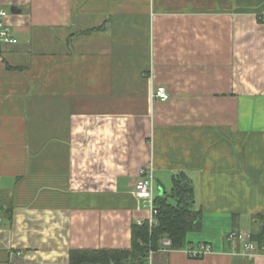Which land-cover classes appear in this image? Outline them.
<instances>
[{"label": "crops", "instance_id": "0c3cea01", "mask_svg": "<svg viewBox=\"0 0 264 264\" xmlns=\"http://www.w3.org/2000/svg\"><path fill=\"white\" fill-rule=\"evenodd\" d=\"M0 10L17 39L0 49V264L129 249L149 217L133 194L149 166L155 195L187 177L201 225L184 248L212 251L156 250L141 264H264L241 240L264 245V0ZM157 87L168 101L150 99Z\"/></svg>", "mask_w": 264, "mask_h": 264}, {"label": "trees", "instance_id": "16d2710c", "mask_svg": "<svg viewBox=\"0 0 264 264\" xmlns=\"http://www.w3.org/2000/svg\"><path fill=\"white\" fill-rule=\"evenodd\" d=\"M193 202L194 192L189 180L178 174L172 179L171 193L156 195L157 225L151 229L146 223L131 226L129 249L74 250L69 253L68 264H141L150 251L159 249L163 238L170 240L171 250H182L186 234L200 230L201 211L192 208Z\"/></svg>", "mask_w": 264, "mask_h": 264}, {"label": "built area", "instance_id": "2783aa9c", "mask_svg": "<svg viewBox=\"0 0 264 264\" xmlns=\"http://www.w3.org/2000/svg\"><path fill=\"white\" fill-rule=\"evenodd\" d=\"M7 12L0 10V49L2 46L13 45L17 43V39L13 36L12 31L6 24ZM2 57L0 54V62ZM150 99L152 101H161L166 102L169 100V95L162 87H157L151 90ZM154 176L151 166L141 169L139 171V178L134 184L133 194L135 198L141 203L142 207L147 209L149 212V217L146 221L138 220L136 224L142 226L147 224L151 229L157 225V208L155 205V186H154ZM3 222V217L0 215V226ZM229 239L237 238V234L234 232L229 233ZM243 241V251L244 254L249 258H254L256 253H261L264 255V245H256L244 237L241 239ZM158 250L166 251L171 250V242L167 238H163L160 241V246ZM188 257L191 259H199L209 253H211V248L209 245L200 244L197 247H186L183 250ZM152 251L149 252L148 256L150 257Z\"/></svg>", "mask_w": 264, "mask_h": 264}, {"label": "water", "instance_id": "95a60500", "mask_svg": "<svg viewBox=\"0 0 264 264\" xmlns=\"http://www.w3.org/2000/svg\"><path fill=\"white\" fill-rule=\"evenodd\" d=\"M164 194L163 191H161V189H159V195L162 196Z\"/></svg>", "mask_w": 264, "mask_h": 264}, {"label": "rangeland", "instance_id": "374dc122", "mask_svg": "<svg viewBox=\"0 0 264 264\" xmlns=\"http://www.w3.org/2000/svg\"><path fill=\"white\" fill-rule=\"evenodd\" d=\"M154 186H155V183H154ZM169 193H171V190L169 191Z\"/></svg>", "mask_w": 264, "mask_h": 264}]
</instances>
